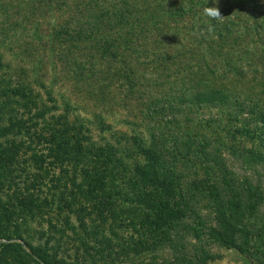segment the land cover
<instances>
[{"label": "trees", "instance_id": "trees-1", "mask_svg": "<svg viewBox=\"0 0 264 264\" xmlns=\"http://www.w3.org/2000/svg\"><path fill=\"white\" fill-rule=\"evenodd\" d=\"M12 4L20 9L14 10ZM193 4L0 0V264H164L146 262L147 254L163 246L179 248L168 264H212L214 255L205 248L189 253L185 243L190 238L241 253L250 250V240L257 234L254 211L259 195L252 188L241 190L231 184L227 168L226 178L222 175L219 181L206 172L205 177L185 183L167 159L174 152L167 147L164 132L150 133L149 138L139 132L118 134L114 140L97 136L95 130L111 129L109 113L88 112L60 96L49 82V72L38 69L43 64L52 67L50 57L45 62L41 58L21 61L18 73L4 59L5 45L18 41V31L26 36L19 46L23 56L34 52V42L40 47L49 43L50 50L54 43L63 42L72 49L71 56L81 49V56L91 61L92 74H86L85 63L72 58L66 73L81 80L84 91L95 95L102 106L100 97L112 87L109 81L115 76L126 81L129 94L125 96L142 87L138 63L131 64L128 56H136L135 61L144 56L149 72L145 81L154 87L180 85L177 96H170L171 92L161 98L152 96L153 109L147 115L161 102L155 113L176 112L187 104L233 105L241 111L247 96L214 81L218 77L211 70L215 60L210 57L217 53L226 68L222 46L204 38L196 45L179 40V24L194 16ZM204 22L210 23L211 30L217 28L212 18ZM115 59L119 72L110 68ZM98 60L105 66L102 77L93 69ZM232 63L227 70L234 77L238 65ZM263 65V60H257L255 67L260 70ZM249 98L254 101L253 95ZM249 105L255 109L257 103ZM257 116L264 120L263 107ZM241 122L226 129V139L252 135ZM172 139L178 150L183 143L186 157L196 164L205 169H210V163L220 166L205 134L186 135L181 143ZM251 139L264 148V135ZM41 147V152L36 150ZM244 156L252 163L264 162V152L257 149ZM225 180L226 187L221 188ZM202 200L213 208V226L203 221L197 206ZM49 206L52 214L47 215ZM37 225H42L39 231Z\"/></svg>", "mask_w": 264, "mask_h": 264}, {"label": "rangeland", "instance_id": "rangeland-1", "mask_svg": "<svg viewBox=\"0 0 264 264\" xmlns=\"http://www.w3.org/2000/svg\"><path fill=\"white\" fill-rule=\"evenodd\" d=\"M181 1L186 4L194 3V16L190 20L179 24L181 34L179 40L196 45L204 38L207 39L206 43L222 46L221 52L224 55L226 54V68L222 66V61L219 62L217 53L215 55L211 54L210 57L215 60L211 70H213L214 76L218 77L214 81L215 83H225L226 88L234 87L239 89L243 95L247 96V98H243L246 103L245 106L241 107V111L233 105L187 104L180 107L179 111L176 112L166 110L163 114L155 113L160 108L159 106L163 105L161 102L160 105L155 103L157 107L154 108V112L147 115V110L150 109L152 111L151 109H153L149 105L152 96L161 98L162 95L169 92L173 93L170 96H177L176 92L180 89V85L170 84L166 87L165 84L163 87H154V85L145 81V77L149 76V72L147 73L143 65H146L147 62V60L144 61V56L138 57L136 61L134 59L136 56H133L132 59L128 56L131 64L138 63L139 67L137 69L142 73L139 79L142 87L139 88L137 86V92L133 96H125V94H129L126 81H124L123 77L115 76L113 81H109V83H112V87L106 89L100 97L102 106L97 105L95 95H90V93L84 91V83L81 80L77 81L73 74L69 75L66 73L72 58L82 64L85 63L86 74H92L89 68L92 64L89 65L88 56H81L83 54L81 49L75 52L77 56H71L70 50L72 49L69 48L68 50L63 42L54 43L51 50L49 49V43H42L43 46L40 47L34 42L32 44L35 48L34 52L30 56H23L19 46L24 42L26 36H21L18 31L16 34L17 38H19L18 41L15 40L11 46L5 45L4 52L6 56L4 59L6 61L9 60V63L14 66L15 72L18 73L17 66H19V62L40 58L45 62L50 57L55 71L53 72L50 64H43L38 69L49 72V82L53 84L60 96H64L79 104L80 108H85L88 112L91 110H104L109 113L107 122L111 124V129L104 133H98L95 130L97 136L114 140L117 139L118 134L129 136L139 132L140 135L144 134L146 138H149L150 133L159 132L160 130L164 132L165 135L163 137L167 138V147L170 152H174L173 156L170 155L167 159L175 164V171L185 183L194 178L205 177L207 175L206 172H209L212 180L216 181L217 179L219 181L222 175H225L224 177L226 178L227 168L228 177L231 176L233 178L231 184L237 185L238 189L241 190L252 188L259 195L258 200L260 201L254 211V221H256L254 234H257L250 240V250L241 253L236 249H227L205 240L198 242L191 238L185 243L186 249L190 254H197L202 248L207 249L214 255L212 264H249V262L252 264H264V162L260 164L252 163L249 157L244 156L250 149L264 152L262 143L251 139L252 136L264 135V120H260V117L257 116V111L262 107L264 108V65L260 70L255 67L257 60L264 61V0H218L215 6L219 8L222 17L219 20L213 19L217 26L213 30L210 29L209 22H204L205 18L208 17L203 14L204 6H214L212 0ZM195 4L198 6H195ZM12 6H14V10L20 9L19 5L12 4ZM22 7L24 8V6ZM201 21L204 22L203 25ZM23 26L25 25L22 24ZM31 26V24H27V30L31 29ZM190 27L191 31H189ZM41 51L49 53L53 51L51 53L53 56H37L36 54ZM232 62L238 65L237 73L239 74L234 77H231L227 70V66L233 64ZM104 68V62L98 60V64L93 68L95 73H97V77L103 76L100 71ZM110 68L112 71L119 72L116 59ZM204 75L211 77L210 74ZM252 95L254 101L249 98ZM249 103H257L255 109L246 107L250 106ZM80 114L82 115V113ZM86 116L89 115L87 114ZM241 120L244 122V128L252 135L242 138L240 135H236L234 140L231 141L228 140L229 138L226 139L228 137L226 136V129L240 126L242 124ZM197 133H203L209 137L210 148L221 160L219 167L210 163V169H205L203 165L196 164L189 157H186V153L183 151L184 145L181 142L185 140L186 135L190 136ZM172 138L179 139L177 140L181 143L179 144V150L176 149L177 145L172 143ZM42 149V147L40 149L36 148L39 152ZM26 159L27 157L24 158V161ZM221 184H224L221 188H225L226 180ZM207 203L209 202L202 200L197 206L200 209L204 223L213 226L215 225L214 211L210 203ZM45 211L48 212L47 215L52 214L51 206L46 208ZM41 228L42 225L41 227L36 226L38 231ZM178 249L170 248L169 246L160 247L153 253L146 255V262L154 261L168 264L175 257L176 254L174 253Z\"/></svg>", "mask_w": 264, "mask_h": 264}, {"label": "clouds", "instance_id": "clouds-1", "mask_svg": "<svg viewBox=\"0 0 264 264\" xmlns=\"http://www.w3.org/2000/svg\"><path fill=\"white\" fill-rule=\"evenodd\" d=\"M214 6H204L203 7V14L209 18L214 20H219L222 15L220 14V10L215 5L218 3V0H212Z\"/></svg>", "mask_w": 264, "mask_h": 264}]
</instances>
